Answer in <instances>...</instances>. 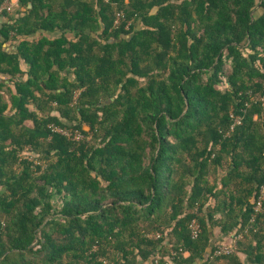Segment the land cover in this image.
Listing matches in <instances>:
<instances>
[{
  "label": "trees",
  "instance_id": "obj_1",
  "mask_svg": "<svg viewBox=\"0 0 264 264\" xmlns=\"http://www.w3.org/2000/svg\"><path fill=\"white\" fill-rule=\"evenodd\" d=\"M14 12L0 73L30 71L9 99L0 83V264H264V0Z\"/></svg>",
  "mask_w": 264,
  "mask_h": 264
},
{
  "label": "crops",
  "instance_id": "obj_2",
  "mask_svg": "<svg viewBox=\"0 0 264 264\" xmlns=\"http://www.w3.org/2000/svg\"><path fill=\"white\" fill-rule=\"evenodd\" d=\"M19 0H12L11 1V4L14 6V9L11 13H8L6 14L7 16H12L15 14V7L17 6ZM7 22V17H5L4 15H1L0 16V29L3 27V25ZM46 36H49L51 38H54V36H56L55 34H44ZM2 43V50L3 52L7 53V54H16L18 51H19V44L17 41H14L13 39H10L9 41H1ZM20 70L22 72V75H17L15 79H13L10 75H7V74H2L0 73V83L3 84V85H6L5 87H7V89L5 88L4 89V92H2L6 98L9 99V96L7 94L8 92V87L10 89H12L14 92H16V89H15V85L13 83V81L15 80H18L20 82H26L28 79H29V71H30V66L24 61L22 60L20 62ZM75 77L72 76V80H74ZM31 109H34V106L31 107ZM9 111H11V104L9 106ZM29 126H33V124L31 122L28 123ZM219 189H221V187H219ZM215 204V202H211V206H213ZM221 218V214H219L217 216V219H220ZM231 241L232 239L229 238V239H226V237L222 234V231H221V227H216L213 229V239H212V243H211V248L214 249L215 247H217V245L221 244V243H224V244H231ZM212 253V250L210 249L208 251V255L206 257V259L209 258V256L211 255ZM241 261L244 263V264H248V261H247V257L245 255H241Z\"/></svg>",
  "mask_w": 264,
  "mask_h": 264
},
{
  "label": "built area",
  "instance_id": "obj_3",
  "mask_svg": "<svg viewBox=\"0 0 264 264\" xmlns=\"http://www.w3.org/2000/svg\"><path fill=\"white\" fill-rule=\"evenodd\" d=\"M14 9V6L11 4V2H7L5 5H3L0 8V16L3 15V13H11ZM122 15H118V20L116 22V24L119 23V21L121 20ZM51 131L53 133L56 134H60L62 136H66V137H71L69 131L59 128V127H55V126H51L50 127ZM81 137H79V134L74 135L72 137V139L78 141L80 140ZM263 201H264V187H262L261 191H260V197L256 202V207H255V214L258 215L259 213L262 212V206H263ZM192 228V236L194 238H197L198 233H199V225L196 222H193L191 225ZM241 237H235L234 239H232L231 244H219L216 247V251L214 252V257H221V256H228L231 255L234 251H235V247L237 242L239 241Z\"/></svg>",
  "mask_w": 264,
  "mask_h": 264
}]
</instances>
